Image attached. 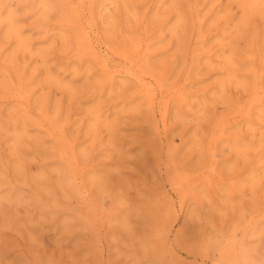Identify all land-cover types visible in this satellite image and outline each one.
Wrapping results in <instances>:
<instances>
[{
    "label": "rangeland",
    "instance_id": "374dc122",
    "mask_svg": "<svg viewBox=\"0 0 264 264\" xmlns=\"http://www.w3.org/2000/svg\"><path fill=\"white\" fill-rule=\"evenodd\" d=\"M0 264H264V0H0Z\"/></svg>",
    "mask_w": 264,
    "mask_h": 264
},
{
    "label": "bare ground",
    "instance_id": "6f19581e",
    "mask_svg": "<svg viewBox=\"0 0 264 264\" xmlns=\"http://www.w3.org/2000/svg\"><path fill=\"white\" fill-rule=\"evenodd\" d=\"M186 180V179H185Z\"/></svg>",
    "mask_w": 264,
    "mask_h": 264
}]
</instances>
